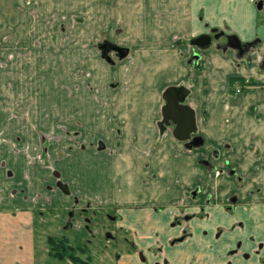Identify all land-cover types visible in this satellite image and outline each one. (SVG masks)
Wrapping results in <instances>:
<instances>
[{
	"label": "rangeland",
	"instance_id": "374dc122",
	"mask_svg": "<svg viewBox=\"0 0 264 264\" xmlns=\"http://www.w3.org/2000/svg\"><path fill=\"white\" fill-rule=\"evenodd\" d=\"M259 1L262 9L257 7ZM253 3L263 10L264 0ZM204 12L199 0H0V195L23 187L37 204L43 189L57 185L55 180H69L84 193L89 186H97L101 194L96 195L99 205L95 211L115 213L118 210L108 208V203L118 201L115 185L119 178L128 185V192L143 184L142 177L143 182L151 183L147 187L161 193L164 184L150 171L162 174V165L183 150L171 127L160 133L162 93L168 85L186 88L189 92L184 103L190 105L195 79H175L163 87L158 81L168 74L164 72L167 64L154 61L169 57L167 62L175 60L177 74L189 69L203 73L204 51L215 48L222 56L234 53L239 63L244 59L250 63L255 56L264 67L260 37L243 55L230 47L224 49L221 43L238 35L228 25L211 26ZM180 17L191 25L189 33L175 31L183 28ZM204 33L212 37L210 46L193 45L192 40ZM106 40L126 48L127 55L112 54V61L104 58L99 44ZM218 85L221 104L226 107L222 115L225 121L234 120L231 105L256 112V106L247 103L246 92L264 90V82L243 76L230 77ZM208 112L205 106L201 118ZM155 131L158 139L166 134L173 138L172 146L158 139L154 143L150 137ZM232 148L234 152L223 147L220 153L232 156L236 153ZM206 150L211 163L206 172H227L222 157L215 158L210 146ZM182 167L176 160L175 169L179 172ZM228 180L232 185L235 179L222 173L213 186L222 191ZM18 181H23L22 186ZM115 236V241H109V255L99 251L101 242L90 252L87 264H118L117 255L131 249L132 237L121 231ZM47 246L53 257L48 240ZM12 249L27 252L33 248L22 245Z\"/></svg>",
	"mask_w": 264,
	"mask_h": 264
},
{
	"label": "crops",
	"instance_id": "0c3cea01",
	"mask_svg": "<svg viewBox=\"0 0 264 264\" xmlns=\"http://www.w3.org/2000/svg\"><path fill=\"white\" fill-rule=\"evenodd\" d=\"M199 3L205 10V20L211 26L224 27V25H228L243 42L260 37L262 43L260 49L264 50V8L259 11L250 0H199ZM260 16L263 21H260ZM179 20L183 28L175 31L181 33L188 31L189 33L191 25L187 24V19L185 21L180 17ZM183 23L188 26L187 29ZM175 25L176 23H174ZM228 53V56H222L223 53L220 54L215 48L206 49L204 55L207 59L202 64L204 66L203 73L189 69L187 72L183 70L177 74L178 71L176 72L174 69L175 60L171 63L167 62L169 57L158 62L154 61L157 64H167L164 65L167 66L164 72H168V74L162 75L160 81L157 80L161 82L163 87L175 79L184 81L188 78L189 80L195 79L194 84H192L194 93L190 98V106L196 113L199 133L212 148L221 150L226 146H231V148L234 146L237 153V162L234 165L238 168L240 176L245 179L250 175L253 176L243 185H239L236 180H232V185H229L228 180L226 182L228 185L225 183L227 187L222 190V194L227 191V196L237 191L242 194L258 185L264 187V90L252 89L246 92L247 103L256 106V112L249 110L244 112L243 109L240 110L239 106L231 105L229 110L231 114L235 115L234 120L225 121L226 119L222 115L226 107L221 104L222 94L217 88L219 82L228 80L230 77L242 78L246 76L253 78L256 82H264V67H260L255 56L250 63L245 59L239 63L238 59L234 58L236 55L234 56L233 52V54ZM152 64L154 65V63ZM205 106H208L209 112L206 118H201L203 116L202 109ZM152 134L150 138L157 140V131L152 132ZM160 138L166 144L173 139L168 138L167 134ZM199 154L200 151L182 152L176 158L183 166L179 172H185L184 176L188 182L205 172V169L195 162ZM223 155L229 156L230 154L225 155L223 153ZM44 191L46 195L37 204L32 203L30 194L26 191L15 196L9 192L1 193L0 234L4 238L0 237V249L2 248L0 261L2 263L18 264V261L22 260L23 264H72L70 261L57 259L48 254L47 238L50 235L67 234L74 245L85 242L86 236L84 233L81 235L79 230L74 229L65 232L63 229L65 220L60 207L61 205L67 207L72 204V198L55 188H45L41 192L44 193ZM173 193L175 192L173 191ZM222 198L225 199V195ZM253 200L256 204L251 212L240 208L236 215L227 213L222 207L216 206L212 209L215 215L213 220L193 221L192 224H195L193 236L173 246L169 244V241L172 237L180 235V232L177 229H167L171 221L170 215L164 220L151 219L149 215H144L145 219L138 218L139 214H135L132 216V220L127 216L128 218H124L119 225L139 231L141 238H147L141 240H147L144 245L155 241L151 231L162 234L159 242L164 244L163 250L157 253H147L150 264H155L158 261L162 263L165 258L167 259L166 264H227L229 261L234 264H264V250L261 254L253 256L247 261L242 259L240 253L231 255L229 252V249L233 248L237 241H242V250H252L260 242L264 243V194L255 196ZM16 210L18 212H15ZM133 220H138L140 224L133 223ZM241 220L245 223V229L232 230L233 224ZM217 226L226 228L220 237L214 236V230ZM205 229L210 230L208 235L204 234ZM7 241L9 243H5ZM22 245L33 249L27 252L23 250L12 251V246L19 247ZM36 247L37 249H35ZM117 263L141 264L135 255L126 254L117 258Z\"/></svg>",
	"mask_w": 264,
	"mask_h": 264
},
{
	"label": "flooded vegetation",
	"instance_id": "af4514ba",
	"mask_svg": "<svg viewBox=\"0 0 264 264\" xmlns=\"http://www.w3.org/2000/svg\"><path fill=\"white\" fill-rule=\"evenodd\" d=\"M254 41L258 42V39H255ZM251 41V42H254ZM224 43L221 44H225ZM249 43V42H248ZM220 44V45H221ZM253 45V44H252ZM251 45V46H252ZM251 46H244L243 49L245 52L249 50ZM99 48L102 52V55L104 58H106L109 61H112V54H118L120 57L121 54L124 53V56L127 55L128 50L116 43H112L110 40H106L99 44ZM237 53L239 51L236 50ZM244 52V53H245ZM105 55V56H104ZM108 57V58H107ZM173 87V86H169ZM167 87V88H169ZM166 88V89H167ZM166 89L163 91V93L166 91ZM184 89V88H182ZM182 89L177 88L178 91L176 92L177 96L181 95ZM162 93V97H163ZM164 99V98H163ZM166 102L164 100V105L162 107H165ZM196 116V113H195ZM159 123V121H158ZM198 127V126H197ZM167 130V129H166ZM195 136H200L201 139H196L194 142H188V141H179L183 148L182 152H188L192 153L195 149L200 151V154L198 156V159L196 160L197 164L205 169L207 165H211L209 161V157L206 154V149L209 146L207 141L204 139V137L199 133V129L195 133ZM192 136L193 138L195 137ZM161 141V139H158ZM178 142V144H179ZM156 143V139L155 142ZM192 143V144H191ZM198 144L197 146L194 144ZM190 144V145H189ZM170 146H172V142L169 143ZM133 147V146H131ZM206 148V149H205ZM226 149H231L234 152L233 148H230L229 146L225 147ZM193 149V150H192ZM131 150H133L131 148ZM142 150V149H141ZM219 148H212V151L215 154V158L220 159L222 157L224 161V165L228 167V171L225 172L223 170L221 171H215L212 172V170H208L204 174H201L200 176H197L194 180H190L189 182L186 180V176H184V171L178 172L179 169H176L177 172H175V163L176 158L173 159V161H168L169 163L166 166L162 165V168L165 167V170L160 172V174L157 171L151 170V172H156L158 174V178H160L161 182H163L162 186V192L159 193V191H153V186L147 187L151 183L148 181L143 182L141 177V184L140 186L137 184L135 185L134 192H128V185L126 182L122 181V179L119 178V182L116 183V189L115 193L118 195V201L114 199L112 203H108V208H116L118 212L110 213V212H103V213H97L95 211V207L99 205L96 199V195L100 196V190L97 186H89V190L87 189V192H80L78 188L75 189V186L72 185V181L69 180H63V181H57L55 180L54 187L47 186V189L55 188L59 190L62 194L70 196L72 198V204L65 207L64 205H61V212L64 217L65 222L63 223V229L65 232H68L70 230L77 229L80 231L81 235L84 233L85 238V246L82 247L81 245H74L69 238V235L63 234L61 236H49V237H55L59 239H66L68 243L78 249L77 252H79V249H83L84 252H79L80 256L85 255L87 258L85 259L86 262H89V257L91 256L90 252L92 249L96 248L100 245V243H103V248L99 249L103 250L104 253L109 255L108 253V247H109V241H115L116 231H121L122 234L125 236L132 237L131 240H129L131 249L125 250L126 255H135L137 257V260L141 264H150V259L148 258L147 253H157L161 250H163L164 244L159 242L160 233L156 231H151L152 235H154L155 241L151 244L144 243L147 242L141 241L142 239L147 238H141V234L136 229H131L129 227H125L123 225H119L123 219L129 218L132 220V216L135 214H139L138 218L145 216L151 217V219H166L168 215L171 217V221L169 222V225L167 229L173 230L177 229L180 232V235L176 237H172L170 239L169 244L173 246L174 244L182 243L186 241L188 238L192 237L194 234L195 224H192L193 221L199 220H205V219H211L213 220L215 218L214 211L212 212V209H214L216 206L222 207L223 210L227 213H230L232 215H236L238 213V210L240 208L244 209L245 211H252L253 207L255 206L256 202L253 200L255 196H259L261 194H264V187L261 185H258L257 187L251 188L247 192L238 193L234 192L233 194L228 195L225 199L222 198L221 194V187L220 186H213L215 185V179L219 176H222V173H224L226 176H229L230 178H234L239 185H243L247 180L252 179L253 176L250 175L248 178H244L240 176V173L238 171V168L234 165L236 163V153L232 156H224L221 153L224 149ZM154 152V151H152ZM221 152V153H220ZM179 162V161H177ZM150 166V163L149 165ZM160 168V167H159ZM215 170V169H214ZM81 179V176H79ZM150 179H153L152 176ZM21 181V180H20ZM100 183L101 180H98ZM19 183V181H18ZM78 183L79 182L78 180ZM23 181L19 183L20 186H22ZM84 185V183L82 182ZM146 184H148L146 186ZM160 186V187H161ZM132 187V186H129ZM188 187V188H187ZM213 188V189H212ZM25 189L22 188H16L13 187L10 189L9 194H12L13 196L17 195L18 193H23ZM130 193L126 196V192ZM173 191L175 193H173ZM122 193L124 195V201L122 200V196L120 195ZM149 193V194H148ZM134 194V195H133ZM134 196V199H131L129 197ZM165 196V197H164ZM40 198L38 201L42 198H44V193L40 192ZM129 198V199H127ZM127 199V200H126ZM33 204H36L35 201ZM60 205V204H59ZM151 214V215H150ZM155 217V218H154ZM145 219V218H144ZM117 223V227L115 228ZM133 223L140 224L138 220H133ZM226 228L217 226L214 230V236L220 237L226 230ZM232 230L245 229V223L244 221H236L233 224ZM205 235H208L210 233V230H204L203 231ZM153 238V239H154ZM113 239V240H112ZM128 239V238H127ZM48 240V238H47ZM124 243L126 241V238L124 237ZM107 242V243H105ZM90 247V248H88ZM264 250V243L260 242L256 248H253L252 250H242V241H237L235 246L231 249H229V252L231 255L240 253L242 259L249 260L253 256L259 255ZM117 258H120L121 255H117ZM167 259L165 258L162 263L159 261L155 264H166ZM227 264H234L232 261H229Z\"/></svg>",
	"mask_w": 264,
	"mask_h": 264
},
{
	"label": "water",
	"instance_id": "95a60500",
	"mask_svg": "<svg viewBox=\"0 0 264 264\" xmlns=\"http://www.w3.org/2000/svg\"><path fill=\"white\" fill-rule=\"evenodd\" d=\"M257 7L258 9H262V1L258 2ZM211 41V35L204 33L193 39L192 44L200 48H206L210 46ZM255 42L256 41L242 43L236 35H230L223 47L224 49L230 47L239 51V55H243L245 52L243 47H249ZM121 56H124V53L121 54ZM175 91H178L176 87H169L163 93V98L166 102V105L162 110V120L158 123L160 133L165 132L166 129L171 127L170 129L172 131V135L179 141L194 142L196 139H201L200 136H195V133L197 132L195 111L190 105L184 103L189 92L188 89L184 88L180 90V96H177ZM193 135L195 136L194 138L192 137ZM194 144L196 146L198 145L196 143Z\"/></svg>",
	"mask_w": 264,
	"mask_h": 264
},
{
	"label": "trees",
	"instance_id": "16d2710c",
	"mask_svg": "<svg viewBox=\"0 0 264 264\" xmlns=\"http://www.w3.org/2000/svg\"><path fill=\"white\" fill-rule=\"evenodd\" d=\"M48 244L52 252L53 257L58 259L69 258L75 263L87 264V262L81 258L79 252H84L83 249L72 247L66 239H59L55 237H48Z\"/></svg>",
	"mask_w": 264,
	"mask_h": 264
},
{
	"label": "built area",
	"instance_id": "2783aa9c",
	"mask_svg": "<svg viewBox=\"0 0 264 264\" xmlns=\"http://www.w3.org/2000/svg\"><path fill=\"white\" fill-rule=\"evenodd\" d=\"M252 2H254L255 0H251Z\"/></svg>",
	"mask_w": 264,
	"mask_h": 264
}]
</instances>
